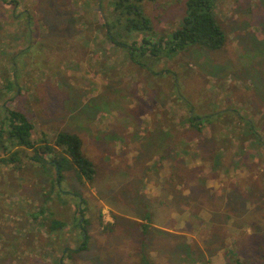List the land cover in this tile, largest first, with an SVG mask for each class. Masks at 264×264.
<instances>
[{
    "label": "rangeland",
    "instance_id": "1",
    "mask_svg": "<svg viewBox=\"0 0 264 264\" xmlns=\"http://www.w3.org/2000/svg\"><path fill=\"white\" fill-rule=\"evenodd\" d=\"M131 1L151 29L120 0H0V124L75 133L96 168L58 193L50 157L0 162V264H264V0H218L222 48L158 54L188 0Z\"/></svg>",
    "mask_w": 264,
    "mask_h": 264
},
{
    "label": "trees",
    "instance_id": "2",
    "mask_svg": "<svg viewBox=\"0 0 264 264\" xmlns=\"http://www.w3.org/2000/svg\"><path fill=\"white\" fill-rule=\"evenodd\" d=\"M217 2L218 0H188L186 14L181 20L180 26L174 30L169 40L163 39L158 43L155 49L151 50L152 53L158 54L162 51L175 53L194 45H201L212 50L222 48L227 41V35L216 15ZM119 5L125 8L127 14L137 16L129 21V25L132 28L137 30L152 28L151 21L143 15L142 8L137 1L120 0ZM107 26L109 29L111 28V25L108 24ZM116 43L119 44V42ZM147 49L149 50V48ZM15 68L16 66H14ZM6 86L7 91L10 92L16 86L14 79L8 80ZM2 107L5 112L0 124V154L6 155H0L1 163L13 165L17 162L24 149H33L35 155L34 159L31 158L32 160L41 164V162H47V157L51 158V162L56 167L54 168L56 178L53 181L56 184L55 189L57 188L58 193L61 191L62 180L66 178V174L69 172H73L76 180L81 184L94 180L96 168L93 162L85 155L83 141L79 135L71 132H61L56 137L54 145L50 144L47 139H42L38 142L33 138L34 124L24 111L10 108L6 104H3ZM190 118L193 120L192 115ZM75 196L80 197L79 195ZM80 205L78 203V207ZM80 210L77 225L81 227L84 240L78 249L73 250L75 252L86 250L89 240L86 225L89 221L85 218L84 209ZM46 212V208H42L38 213L34 214V218L37 219ZM146 218L151 219L149 213ZM52 222L51 229L53 230L65 225V222L60 220L53 219ZM149 227V224L142 225L144 233L148 231ZM237 262L238 264H244L239 259ZM59 264H65L64 260L61 259Z\"/></svg>",
    "mask_w": 264,
    "mask_h": 264
},
{
    "label": "crops",
    "instance_id": "3",
    "mask_svg": "<svg viewBox=\"0 0 264 264\" xmlns=\"http://www.w3.org/2000/svg\"><path fill=\"white\" fill-rule=\"evenodd\" d=\"M52 224H53V222H52Z\"/></svg>",
    "mask_w": 264,
    "mask_h": 264
}]
</instances>
